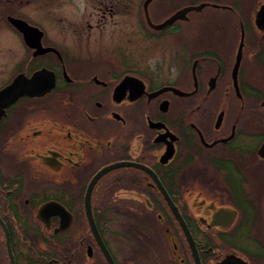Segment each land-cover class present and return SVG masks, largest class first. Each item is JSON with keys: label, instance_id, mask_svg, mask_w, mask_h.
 Wrapping results in <instances>:
<instances>
[{"label": "flooded vegetation", "instance_id": "af4514ba", "mask_svg": "<svg viewBox=\"0 0 264 264\" xmlns=\"http://www.w3.org/2000/svg\"><path fill=\"white\" fill-rule=\"evenodd\" d=\"M98 1L0 14V264H264V0Z\"/></svg>", "mask_w": 264, "mask_h": 264}, {"label": "rangeland", "instance_id": "374dc122", "mask_svg": "<svg viewBox=\"0 0 264 264\" xmlns=\"http://www.w3.org/2000/svg\"><path fill=\"white\" fill-rule=\"evenodd\" d=\"M111 1V3H115L114 0ZM196 1L192 0V2ZM92 2L91 0H0V14L6 13L23 19H31L45 27V25L49 26V19H93V8L95 7L97 11L99 1ZM123 3L128 8L135 10L133 13L140 9L139 0H125ZM116 9L119 10V7ZM190 13L193 16L192 19H210V16L216 15L219 11L205 7L200 11H191ZM50 29H56L55 25H50ZM0 39L5 38L1 36ZM5 42L0 40V46L6 47L7 43ZM11 44L17 49V52L22 47L18 38L11 40Z\"/></svg>", "mask_w": 264, "mask_h": 264}, {"label": "water", "instance_id": "95a60500", "mask_svg": "<svg viewBox=\"0 0 264 264\" xmlns=\"http://www.w3.org/2000/svg\"><path fill=\"white\" fill-rule=\"evenodd\" d=\"M150 1L151 0L144 1L143 6L145 9V12H147V4ZM204 6H205V3H202L199 5L188 6L180 10H177L161 26L167 23H171L174 19L184 17L186 13L190 11H193V10L200 11ZM7 19L22 34V37H23V40L26 46L29 48L35 49L34 54L43 53L46 50L51 49L49 47L48 48L42 47L41 45L42 31L38 27L30 25L25 20H22V18H19V17L9 15ZM40 73L42 72L41 71L35 72L30 79H26V82H21V79L24 78L23 75L20 74L16 76L10 85L0 90V102L3 101L5 98H9V99L15 98L19 96V94H23V92L24 93H32V92L40 93V92H44L48 90L50 88L49 85H39L38 84V80L40 81L39 79ZM51 86H52V83H51ZM8 250L10 252V248H8ZM11 260L13 263L12 256H11Z\"/></svg>", "mask_w": 264, "mask_h": 264}]
</instances>
